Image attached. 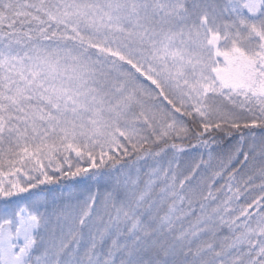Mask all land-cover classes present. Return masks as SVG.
<instances>
[{"label":"snow or ice","instance_id":"snow-or-ice-1","mask_svg":"<svg viewBox=\"0 0 264 264\" xmlns=\"http://www.w3.org/2000/svg\"><path fill=\"white\" fill-rule=\"evenodd\" d=\"M0 264H264V0H0Z\"/></svg>","mask_w":264,"mask_h":264}]
</instances>
